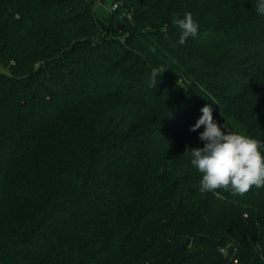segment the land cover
Returning <instances> with one entry per match:
<instances>
[{"label":"trees","instance_id":"trees-1","mask_svg":"<svg viewBox=\"0 0 264 264\" xmlns=\"http://www.w3.org/2000/svg\"><path fill=\"white\" fill-rule=\"evenodd\" d=\"M117 1L0 0V264H264V187L190 154L206 105L264 142L259 0Z\"/></svg>","mask_w":264,"mask_h":264},{"label":"clouds","instance_id":"clouds-1","mask_svg":"<svg viewBox=\"0 0 264 264\" xmlns=\"http://www.w3.org/2000/svg\"><path fill=\"white\" fill-rule=\"evenodd\" d=\"M256 10L264 14V0H259ZM173 24L181 30L179 44L183 45L189 37L198 34L199 24L191 12L173 19ZM164 67L154 68L151 73L152 84L156 86V77L165 72ZM202 116L191 127L196 131L201 126L204 130L199 139L204 141V147L191 148V164L202 173L200 181L201 192H216L217 189L232 190L233 194L241 196L248 193L253 186L264 187V142L241 132L222 131L221 126L214 121L212 108L208 105L201 109ZM187 152V151H186Z\"/></svg>","mask_w":264,"mask_h":264},{"label":"rangeland","instance_id":"rangeland-1","mask_svg":"<svg viewBox=\"0 0 264 264\" xmlns=\"http://www.w3.org/2000/svg\"><path fill=\"white\" fill-rule=\"evenodd\" d=\"M101 4H98V0H94L95 10L98 17H103L109 15L110 7L112 5H119L117 0H100Z\"/></svg>","mask_w":264,"mask_h":264},{"label":"built area","instance_id":"built-area-1","mask_svg":"<svg viewBox=\"0 0 264 264\" xmlns=\"http://www.w3.org/2000/svg\"><path fill=\"white\" fill-rule=\"evenodd\" d=\"M98 4H99V5L101 4L100 0H98ZM117 6H118V5H112V6L110 7V12H114V11L117 9Z\"/></svg>","mask_w":264,"mask_h":264}]
</instances>
